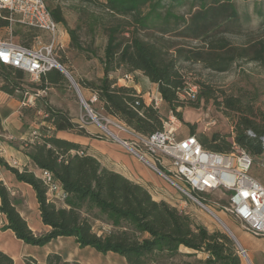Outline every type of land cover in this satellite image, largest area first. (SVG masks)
<instances>
[{"label":"trees","instance_id":"trees-1","mask_svg":"<svg viewBox=\"0 0 264 264\" xmlns=\"http://www.w3.org/2000/svg\"><path fill=\"white\" fill-rule=\"evenodd\" d=\"M71 1L95 5L128 20L127 24L116 23L107 28L104 76L99 81L78 80L82 88L93 92L108 115L145 134L163 128L164 116L160 109L146 104L135 87L119 84L110 75L124 66L130 73L142 72L158 85L165 105L180 121L190 125V134L196 135L204 148L231 152L234 141L253 155L254 164L258 158H264V109L241 94H226L201 78L189 80L186 66L200 63L212 72H226L244 60L264 67V0H252L258 24L251 30L245 26L237 0ZM50 10L57 23L65 22L59 6ZM10 25L9 11L4 9L0 13V29ZM71 34L75 41L74 32ZM33 35L34 32L28 31L20 39L29 45ZM232 35L243 36L244 41L234 42ZM0 75L3 79L0 89L27 102L23 96L27 92L24 71L1 65ZM65 81L66 76L60 69H50L31 84L36 89L33 94L37 96V103L22 107L25 124L34 121L40 111L41 121L45 122L42 131L34 130L33 140L25 142L33 167L13 166L0 156L2 166L18 181L32 187L42 221L51 229L36 234L18 210L11 189L0 179V215L7 220L4 227L13 230L24 242L38 246L58 237L73 236L80 247L90 246L103 254H120L128 264L159 263L161 259L180 254L182 246L207 255L198 262L184 264H242L237 241L232 236L220 229L210 231L166 200H156L146 184L104 165L100 156L87 146L57 135L58 131L88 135L85 125L74 121L69 111L37 94L38 90L46 91ZM188 81L198 85L196 100L179 96ZM202 100H214L217 107L226 111L233 122L231 133H197L195 124L185 122L177 109L187 101L197 106ZM40 170L51 171L61 183L68 194L67 206L57 205L48 198L47 187L38 176ZM85 207L98 208L113 229L98 234L83 212ZM53 258L61 261L58 254L48 257L50 261ZM0 264L15 263L10 255L0 251Z\"/></svg>","mask_w":264,"mask_h":264},{"label":"rangeland","instance_id":"rangeland-1","mask_svg":"<svg viewBox=\"0 0 264 264\" xmlns=\"http://www.w3.org/2000/svg\"><path fill=\"white\" fill-rule=\"evenodd\" d=\"M240 11L243 14L245 26L248 30H251L258 24V16L254 11V2L237 0ZM49 8H54L59 6L62 10L65 22L59 24V34H58V45L55 49L56 58L60 64L70 73L73 79L78 83V80L89 79L93 81H99L104 76L105 67V47L108 40L107 28L112 24L123 23L127 24L128 20L118 16H113L99 7L82 3L79 1L71 0H46ZM18 17V16H16ZM92 17H97V21H93ZM28 31L34 32L32 39L29 40V45H25L21 41L22 33ZM71 31L74 32L76 40L74 41ZM12 36L13 40L23 44L25 46H32L40 36L44 41L49 40L48 34L41 30H34L21 22H13L11 27H5L0 29V37ZM125 36H129L126 33ZM231 39L234 42L241 43L244 41L243 36L232 35ZM187 75L189 80H195L196 78H201L218 90L225 92L229 95H243L246 99L254 101L258 106L264 109V67L256 62L250 61H238L235 63L229 71L226 72H212L204 68L200 63H187ZM126 73H130L126 67L120 66L116 68L115 71L111 72L112 77H116L117 80L121 79V82H129L124 78ZM133 80H139L143 82L145 75L142 72H133ZM66 76V75H65ZM3 79L0 75V84ZM24 88L27 90L23 94L26 101L37 103V96L33 93L36 92L35 87L31 84L38 82L33 80L32 75L24 71ZM132 82V81H131ZM82 97L77 93L74 85L70 79L66 76V81L62 83L61 86L50 87L46 91L38 90L37 94L40 96H45L48 101L53 105H59L63 108H67L73 114L77 116L80 120L82 117L88 121V124L92 125L97 134L104 136L105 141L116 142L111 138H108L103 134L100 125L94 121L93 114L108 115L100 101L97 99L92 101L89 95V91L86 88H82L78 83ZM147 90L149 94L146 96L150 104H154L160 109L163 114V121L173 119V124L178 126V130L182 134H190V125L180 121L175 113L171 111L167 105H165L163 100H159V104H155V98H160L161 95L158 94L156 85L149 83ZM21 95L20 92L17 93ZM86 102V103H85ZM182 112L185 122L190 124H195L196 132H204L211 134L215 131H220L222 133H231L233 130V122L230 116L222 108L217 107L214 100L209 102L201 101L199 105L195 106L187 101L186 105L179 107L177 109ZM43 113L37 115L35 123L40 124ZM215 118L217 123L211 129L205 130L204 124L207 123L209 118ZM81 122V120H80ZM82 124V122H81ZM43 125H41L38 130L42 131ZM120 136L125 137V135L120 134ZM3 138H5L3 136ZM231 139V137H230ZM15 165H19L14 163ZM251 174L264 184V167L262 166V159L258 158L251 170ZM159 185L157 186V192L165 197L167 202L176 206L181 211L186 212L193 220L197 223L205 225L210 231L220 229L230 234L229 230L232 232L229 225L232 224L229 220L222 222L221 219V206L228 204V197L221 195L220 192L213 196V201L219 203V205L209 202L210 209L219 217L213 215L211 212L205 208L196 205L195 203L187 200V203L183 202L186 198L180 194V192L165 178L157 173ZM15 202L19 207H23L27 214L30 216V220L35 222L38 220V214L36 213L35 201L32 195V191L27 188H18L15 193ZM19 200V201H17ZM212 200V198H211ZM85 215H87L93 224L94 230L98 234L108 232L113 229L107 216L100 212L98 208L85 207L83 209ZM0 226L3 227V223L0 220ZM229 230H228V229ZM36 234H43L46 232L36 231ZM233 233V232H232ZM252 234V233H251ZM6 244L10 243V240L6 238ZM55 241H52L46 246L38 247L29 245L30 248H37L38 250L48 249L53 247ZM58 244V243H57ZM238 252L240 251V244L237 242ZM55 248L49 253H39L33 255H24L25 264H128L126 259L120 254L109 252L103 254L94 248L77 247L76 254L73 258H68L62 253L56 251ZM251 264H264V260L260 259L258 252H253L254 258L250 256L248 250H246ZM50 254L60 255L61 261L53 258L51 261L48 259ZM242 264H249L245 257L240 254ZM206 256L203 252H195L184 246L181 247L180 254L173 258L161 259L159 263L152 264H184L188 262H198L204 259Z\"/></svg>","mask_w":264,"mask_h":264},{"label":"built area","instance_id":"built-area-1","mask_svg":"<svg viewBox=\"0 0 264 264\" xmlns=\"http://www.w3.org/2000/svg\"><path fill=\"white\" fill-rule=\"evenodd\" d=\"M4 9L9 11L11 25L21 22L39 29L48 34L49 40L46 42L38 36L34 45L25 46L14 41L12 36L0 37V66L19 68L30 73L35 81H39L50 69L61 66L55 52L59 24L53 18L46 0H0V13ZM124 78L129 81L134 76L126 73ZM179 96L196 100L198 85L188 81L187 87L179 91ZM159 100L162 98H155L156 105ZM92 114L105 136L119 142L169 181L186 198L183 202L189 200L217 216L208 204L213 202L219 205L213 201V196L220 192L228 197V204L221 206V210L240 222L248 232L264 237V184L251 174L254 158L250 152L234 141L231 152L206 149L196 135L180 133L173 119L164 120L161 130L145 134L111 115ZM80 120L82 124H88L83 117ZM216 123V119L210 117L204 129H211ZM38 176L47 187L48 198L57 205L67 206L68 194L53 173L40 170ZM239 252L243 256L247 254L242 246Z\"/></svg>","mask_w":264,"mask_h":264},{"label":"crops","instance_id":"crops-1","mask_svg":"<svg viewBox=\"0 0 264 264\" xmlns=\"http://www.w3.org/2000/svg\"><path fill=\"white\" fill-rule=\"evenodd\" d=\"M118 83L135 87V89L142 94V97L146 104H150L146 97L149 94V91L147 90L148 84L151 83L156 85L158 91V85L156 83L151 82L148 77H145L143 82H140L139 80H129V82H121V79H119ZM1 85L2 83L0 84V86ZM86 90L89 91V95L91 96L90 99L92 100L95 95L89 89ZM158 94L160 95L159 91ZM26 103L29 105H34L31 102ZM23 105L24 101L20 100L17 96L11 95L0 89V156H2L10 165L18 166L20 168H23L27 165L32 168L33 165L27 154L28 148L25 142L32 141V134L34 130H38V128L41 125H44L45 122L40 121L41 123L37 124L35 123V121H31L28 124H25L21 115ZM56 106L63 108L59 105ZM63 109L69 111L67 108ZM41 113L42 112L40 111L38 114ZM69 113L74 121L80 122V120L75 114H73L71 111H69ZM85 128L88 132V135H78L70 131H58L57 135L60 137L74 140L78 143L87 146L90 151L100 156V160L104 165L113 168L114 170L118 171L119 173L125 175L126 177L134 181L146 184L150 188L152 195L156 200H167L165 197H163L160 193L157 192V186L160 182L158 180L157 173L154 170L146 166L134 154L130 153L120 143L99 139V137L97 136V130H95L92 125H85ZM3 136L5 138H3ZM14 163H17L19 165H15ZM0 179H2L5 184L11 189L12 196L14 199L16 189L18 188H27L32 191V195L35 201L36 213L38 214L37 221L32 222L30 220V216L27 214V210L25 211L23 207L21 208L17 205L20 204V202L16 203V206L22 216L27 220L29 226L34 232L41 230H43V232H48L51 228L50 226L44 224V222L42 221L39 210V204L36 198V194L32 187L25 182L18 181L15 175L1 164ZM221 215L222 218L220 220L222 222H226V220H229L232 224L231 227L226 222L231 228L240 246L248 250L252 258H254L253 252H258L260 255V259L264 260V237L251 234L250 232L245 230L241 223L235 220L231 215L223 211H221ZM0 220L3 223V227L0 226V251H3L10 255L14 259L15 264H25L23 258L24 255L34 256V254L39 253L47 254L53 251L55 248H57V252L62 253L64 256H68V258H73L76 254V248L80 247L75 237L62 236L48 242L46 245H48L52 241H55V246L49 247L48 249L38 250L37 248H30L29 245L32 244L26 243L22 239L17 238L13 230L6 229L4 227L7 223L6 217L4 215H0ZM6 238L10 240L9 244H6ZM83 248L86 249L93 247L87 246ZM206 257L207 255L205 256V258Z\"/></svg>","mask_w":264,"mask_h":264},{"label":"water","instance_id":"water-1","mask_svg":"<svg viewBox=\"0 0 264 264\" xmlns=\"http://www.w3.org/2000/svg\"><path fill=\"white\" fill-rule=\"evenodd\" d=\"M58 69H60L69 79H70V81L72 82V84L74 85V87H75V89H76V91H77V93L82 97V95H81V91H80V88H79V85H78V83L73 79V77L70 75V73L66 70V69H64V67L62 66V67H58ZM86 103V102H85ZM228 229V228H227ZM229 230V229H228ZM229 232H230V234H231V236L236 240V237L234 236V234L229 230ZM237 241V240H236Z\"/></svg>","mask_w":264,"mask_h":264},{"label":"bare ground","instance_id":"bare-ground-1","mask_svg":"<svg viewBox=\"0 0 264 264\" xmlns=\"http://www.w3.org/2000/svg\"><path fill=\"white\" fill-rule=\"evenodd\" d=\"M59 67H62V65H61V66L59 65ZM64 69H65V68H64ZM244 257H245V259L248 261V263L251 264V262H250V260H249V256H248V254H245Z\"/></svg>","mask_w":264,"mask_h":264}]
</instances>
